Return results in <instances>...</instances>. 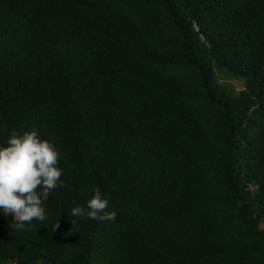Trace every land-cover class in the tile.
I'll return each mask as SVG.
<instances>
[{
    "label": "trees",
    "instance_id": "obj_1",
    "mask_svg": "<svg viewBox=\"0 0 264 264\" xmlns=\"http://www.w3.org/2000/svg\"><path fill=\"white\" fill-rule=\"evenodd\" d=\"M12 129L65 187L0 264H264V0H0ZM97 187L114 223L70 214Z\"/></svg>",
    "mask_w": 264,
    "mask_h": 264
},
{
    "label": "clouds",
    "instance_id": "obj_2",
    "mask_svg": "<svg viewBox=\"0 0 264 264\" xmlns=\"http://www.w3.org/2000/svg\"><path fill=\"white\" fill-rule=\"evenodd\" d=\"M59 159L56 146L42 140L35 129L22 135L12 129L7 145L0 146V212L12 216L16 229L27 230L25 225L33 220L47 219L44 202L54 189L65 187L60 180L63 171L57 166ZM107 208V194L102 196L97 187L87 208L76 206L70 214L114 223L117 214L105 211Z\"/></svg>",
    "mask_w": 264,
    "mask_h": 264
},
{
    "label": "rangeland",
    "instance_id": "obj_3",
    "mask_svg": "<svg viewBox=\"0 0 264 264\" xmlns=\"http://www.w3.org/2000/svg\"><path fill=\"white\" fill-rule=\"evenodd\" d=\"M224 81H230L231 83H233L235 91L239 90L240 88H242V85H243L242 81L238 80L236 78H226V80H224Z\"/></svg>",
    "mask_w": 264,
    "mask_h": 264
}]
</instances>
